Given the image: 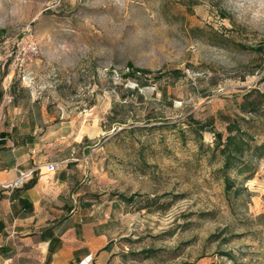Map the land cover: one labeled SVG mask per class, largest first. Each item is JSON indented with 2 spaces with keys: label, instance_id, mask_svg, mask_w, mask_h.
Wrapping results in <instances>:
<instances>
[{
  "label": "rangeland",
  "instance_id": "374dc122",
  "mask_svg": "<svg viewBox=\"0 0 264 264\" xmlns=\"http://www.w3.org/2000/svg\"><path fill=\"white\" fill-rule=\"evenodd\" d=\"M0 62V106L81 143L135 264H264V146L226 195L212 132L264 143V0H0Z\"/></svg>",
  "mask_w": 264,
  "mask_h": 264
},
{
  "label": "crops",
  "instance_id": "0c3cea01",
  "mask_svg": "<svg viewBox=\"0 0 264 264\" xmlns=\"http://www.w3.org/2000/svg\"><path fill=\"white\" fill-rule=\"evenodd\" d=\"M19 107L0 106V264H135L110 231L114 198L94 200L82 183L81 143L72 157V143L56 141L32 104L27 116L15 114ZM53 161L58 169L48 172L44 164ZM36 164L33 175L4 186Z\"/></svg>",
  "mask_w": 264,
  "mask_h": 264
},
{
  "label": "trees",
  "instance_id": "16d2710c",
  "mask_svg": "<svg viewBox=\"0 0 264 264\" xmlns=\"http://www.w3.org/2000/svg\"><path fill=\"white\" fill-rule=\"evenodd\" d=\"M129 70L127 74H124V77H134L137 72L146 73V69L134 67L132 63H127ZM173 75L178 77L180 71L174 69L171 71ZM240 108L245 109L243 104H240ZM264 115V102L262 107ZM205 125L199 126V130L205 129ZM227 134L226 136L219 130H212L215 136V144L213 149H218L219 153L223 156V162L219 168L221 172V177L223 180V189L224 193L228 195L231 191H234L236 194H241L242 191H247L241 186H234V181L230 177L228 171L235 169L237 175H246L245 178H250L252 174V156L249 158H244L246 153L251 155L262 153L264 143L256 144L251 142L253 136L250 135L245 129H243L237 121H229L226 124ZM200 133V132H199ZM200 136V134H199ZM122 200L131 201L132 196L126 197L120 195Z\"/></svg>",
  "mask_w": 264,
  "mask_h": 264
},
{
  "label": "built area",
  "instance_id": "2783aa9c",
  "mask_svg": "<svg viewBox=\"0 0 264 264\" xmlns=\"http://www.w3.org/2000/svg\"><path fill=\"white\" fill-rule=\"evenodd\" d=\"M3 68V62H0V69ZM59 163L58 162H47L44 164L45 170L48 172H54L58 169ZM42 167L41 164H36L33 168L29 170H18V174L15 180L9 181L4 183L5 187H13L17 182L22 181L23 179L31 176L34 174L35 171L40 170ZM79 264H86V262H83V260Z\"/></svg>",
  "mask_w": 264,
  "mask_h": 264
},
{
  "label": "bare ground",
  "instance_id": "6f19581e",
  "mask_svg": "<svg viewBox=\"0 0 264 264\" xmlns=\"http://www.w3.org/2000/svg\"><path fill=\"white\" fill-rule=\"evenodd\" d=\"M81 132V131H80Z\"/></svg>",
  "mask_w": 264,
  "mask_h": 264
}]
</instances>
